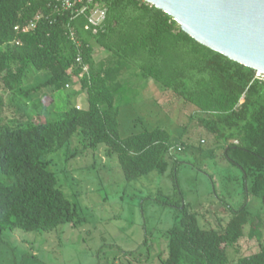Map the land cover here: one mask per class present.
<instances>
[{
	"label": "trees",
	"instance_id": "1",
	"mask_svg": "<svg viewBox=\"0 0 264 264\" xmlns=\"http://www.w3.org/2000/svg\"><path fill=\"white\" fill-rule=\"evenodd\" d=\"M55 5L56 0H0V233L49 232L75 221L76 206L45 159L68 147L74 134L91 150L103 145L106 156H115L126 182L162 175L169 161L178 163L168 150L178 145L183 151L184 141L173 142L163 129L119 137L122 74L128 70L193 106L198 127L241 171L245 199L264 204V81L255 71L198 44L142 0H94L82 13ZM94 5L104 10L95 32L84 29ZM31 22L34 27L24 31ZM96 48L107 53L105 63L95 61ZM59 90L70 94L58 118L28 119L30 109L50 112L39 94ZM5 94L26 120L2 125ZM81 94L85 108L70 102ZM260 224L247 204L218 230L200 228L195 215L182 209L176 224L162 233L166 258L160 255V264H228L226 250L244 238L247 226V238L259 240ZM235 264H264V246Z\"/></svg>",
	"mask_w": 264,
	"mask_h": 264
},
{
	"label": "rangeland",
	"instance_id": "2",
	"mask_svg": "<svg viewBox=\"0 0 264 264\" xmlns=\"http://www.w3.org/2000/svg\"><path fill=\"white\" fill-rule=\"evenodd\" d=\"M93 56L96 62L108 58L98 48ZM122 79L119 137L163 129L173 142L184 141L183 151L174 154L178 163L169 161L162 175L154 172L126 182L115 156H106L103 145L91 150L74 134L68 147L45 159L57 186L76 206L75 221L49 232H1L0 264H160V255L166 258L162 233L176 224L182 209L195 215L200 228L218 230L244 204L259 216L261 238L248 239L250 229L245 227L244 238L226 250L228 264L264 246V204L251 196L245 199L241 171L198 127L195 108L151 79L139 81L131 70L123 72ZM68 94H39L50 112L39 115L30 109L28 119L38 123L58 118L68 105ZM3 99L2 125L27 119L9 103L8 94ZM70 102L81 108L87 104L85 94Z\"/></svg>",
	"mask_w": 264,
	"mask_h": 264
},
{
	"label": "water",
	"instance_id": "3",
	"mask_svg": "<svg viewBox=\"0 0 264 264\" xmlns=\"http://www.w3.org/2000/svg\"><path fill=\"white\" fill-rule=\"evenodd\" d=\"M142 1L198 44L264 75V0Z\"/></svg>",
	"mask_w": 264,
	"mask_h": 264
},
{
	"label": "built area",
	"instance_id": "4",
	"mask_svg": "<svg viewBox=\"0 0 264 264\" xmlns=\"http://www.w3.org/2000/svg\"><path fill=\"white\" fill-rule=\"evenodd\" d=\"M94 0H56L55 9L62 10V11H68L73 10L75 12L82 13L85 11L90 4L93 3ZM80 5L81 7L77 9V6ZM35 20H38V17L35 18ZM104 20V10L98 8L97 5H94L89 10V15L87 18L88 24L84 27L85 30H89L92 28V31L95 32V29H97L101 23ZM34 27V23L31 22L27 27H25L23 30H28ZM17 28H15L16 30ZM76 63H80V58L76 59ZM87 71V67L84 66L82 68V73H85ZM256 78L259 80L264 81V75L256 72ZM181 151L180 146L176 145L171 147L168 150V156H173L175 153H178Z\"/></svg>",
	"mask_w": 264,
	"mask_h": 264
},
{
	"label": "crops",
	"instance_id": "5",
	"mask_svg": "<svg viewBox=\"0 0 264 264\" xmlns=\"http://www.w3.org/2000/svg\"><path fill=\"white\" fill-rule=\"evenodd\" d=\"M77 104V103H76ZM78 105V104H77Z\"/></svg>",
	"mask_w": 264,
	"mask_h": 264
}]
</instances>
